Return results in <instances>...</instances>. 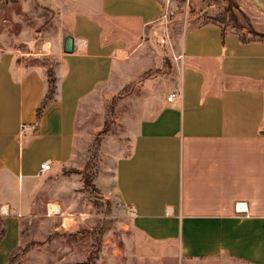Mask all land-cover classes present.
Here are the masks:
<instances>
[{
	"label": "crops",
	"instance_id": "crops-1",
	"mask_svg": "<svg viewBox=\"0 0 264 264\" xmlns=\"http://www.w3.org/2000/svg\"><path fill=\"white\" fill-rule=\"evenodd\" d=\"M61 6L66 32L51 56L56 98L39 120L48 64L26 57L48 53L38 43L28 51L0 49V205L13 210L45 207L55 197L61 176L49 177L73 163L80 106L142 48L164 11L160 0H61ZM67 35L74 38L71 53L63 49ZM180 52L154 113L127 142L102 138L103 160L104 150L110 155L94 182L121 201L146 243L173 244L189 260L264 264V40L244 41L232 29L222 36L221 24L210 21L184 31ZM173 91L179 95L168 101ZM46 160L52 170L40 173ZM16 212L0 214V264L20 243Z\"/></svg>",
	"mask_w": 264,
	"mask_h": 264
},
{
	"label": "rangeland",
	"instance_id": "rangeland-1",
	"mask_svg": "<svg viewBox=\"0 0 264 264\" xmlns=\"http://www.w3.org/2000/svg\"><path fill=\"white\" fill-rule=\"evenodd\" d=\"M160 1L170 18L172 46L162 45L152 28L142 48L123 58L110 79L82 103L73 163L49 177L61 176L55 197L45 201V207L34 206L35 210L0 205L9 206L11 214L17 211L22 222L20 243L10 253L8 264H248L230 257L189 260L181 258L173 244L144 242L131 227L130 213L121 201L105 190L102 193L95 182L91 184L104 172L110 155L104 150L103 160L102 138L113 136L127 142L167 95L173 52H180L185 30L217 21L246 38L264 33V10L254 0ZM62 8L61 0H0V49L28 51L42 44L39 50L48 54L26 60L43 61L53 69L51 56L66 32L60 20ZM224 11L232 12L238 26L229 22ZM1 221L4 231L2 216ZM14 228L10 222L7 241L11 244Z\"/></svg>",
	"mask_w": 264,
	"mask_h": 264
},
{
	"label": "built area",
	"instance_id": "built-area-1",
	"mask_svg": "<svg viewBox=\"0 0 264 264\" xmlns=\"http://www.w3.org/2000/svg\"><path fill=\"white\" fill-rule=\"evenodd\" d=\"M155 33L158 34L159 42L162 45L172 46L171 40V32H170V18L168 17V13H162L160 18L158 19V23L155 25ZM184 54L182 52H173V60L175 62H181ZM179 93L177 91H173L169 93L167 96L168 101H172ZM52 170V161L46 160L40 164V173L48 172ZM0 214L8 215L10 214L9 206H2L0 209Z\"/></svg>",
	"mask_w": 264,
	"mask_h": 264
},
{
	"label": "trees",
	"instance_id": "trees-1",
	"mask_svg": "<svg viewBox=\"0 0 264 264\" xmlns=\"http://www.w3.org/2000/svg\"><path fill=\"white\" fill-rule=\"evenodd\" d=\"M223 15L225 17H227L229 22H231L234 26H238L236 19L234 18L231 11H224ZM225 33H226V28L222 27V36L225 35ZM257 36H258V38L264 40V33L259 34ZM241 38H242V40L247 41L253 37L246 38L243 35H241ZM53 65H54V63H53ZM52 70L53 69H51L50 65H49L48 69H47L48 88H47V91H46L44 97L42 98L39 105L37 106V109H36L37 120H39L41 118L43 111L46 108V106L56 98V81H55L54 71H52ZM92 180H94V179H92ZM85 182H88L87 177H85ZM93 182L94 181H91L92 185H93ZM0 223H3V222L1 221ZM3 232H4L3 230H0V237L2 236Z\"/></svg>",
	"mask_w": 264,
	"mask_h": 264
},
{
	"label": "water",
	"instance_id": "water-1",
	"mask_svg": "<svg viewBox=\"0 0 264 264\" xmlns=\"http://www.w3.org/2000/svg\"><path fill=\"white\" fill-rule=\"evenodd\" d=\"M257 5L264 10V1L263 0H254ZM63 49L67 53L74 51V38L71 35H67L64 39Z\"/></svg>",
	"mask_w": 264,
	"mask_h": 264
}]
</instances>
